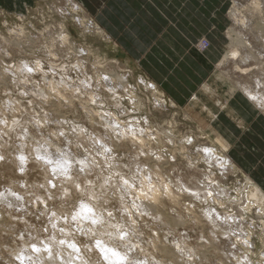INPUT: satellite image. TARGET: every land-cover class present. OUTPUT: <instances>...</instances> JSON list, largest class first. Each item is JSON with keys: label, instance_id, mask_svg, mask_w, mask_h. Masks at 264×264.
<instances>
[{"label": "rangeland", "instance_id": "1", "mask_svg": "<svg viewBox=\"0 0 264 264\" xmlns=\"http://www.w3.org/2000/svg\"><path fill=\"white\" fill-rule=\"evenodd\" d=\"M74 1L80 3L79 0ZM242 1L238 0L236 6ZM193 3L198 8L203 6L202 3H207V6H203L202 12L208 16L209 31L218 32L224 48H221V53H218L215 61L210 59L211 61L207 62L203 59L210 48L207 37L199 36L191 46L180 42L187 53L194 57L195 64L192 66L197 67L179 69L177 73L178 77L180 75L182 86L171 94L162 86L157 74L148 69L146 64L135 61V56L126 54L116 41L112 40L111 45L108 40L88 31L85 27L87 23L97 22L87 8L83 7L81 10L80 15L86 19V23H83L84 27H81L80 21L76 20L78 25L73 16L69 17L62 11L67 8V0H0V102L14 98L20 101L19 107L25 113L38 115L47 113L51 120L73 121L82 124L91 132L103 135L105 130L102 127L101 116L107 111L118 115L120 111L115 108L116 100L113 99V93L108 91L110 87H115V96L126 110V114L120 119L139 120L141 127H148L153 136H157V133H168L169 138L174 140V144H168L164 136L159 137L166 149L163 161H156L154 157L145 155L140 157V162L146 163L150 168L161 169L163 174L170 173V178L180 175L182 182L189 187V192L182 194L175 203L162 198L163 208L150 206L154 211L160 212L163 223L152 225L148 217L140 218L150 225L149 229H142L145 231L144 238L156 241L155 258L161 259L164 264H189L187 257H182L175 251L177 249L173 243L184 239L187 246L194 250V257L198 259L192 264H236L228 248L238 257H243L244 253L248 254L250 264H264V203L253 202V199L248 198L254 187H258L264 194V189L256 180L261 178L258 176L261 173L259 168L264 167L262 162L264 138H260L261 133H264V117L234 89L233 80L218 66L220 59L229 51L227 35L235 18L233 16L232 21L229 19L232 2L193 0ZM251 9L252 7H247L240 10L233 6L232 11L238 14L242 12L248 19L255 14ZM257 18L259 19L256 30L264 37V14H260ZM249 40V45L254 44L251 54L258 55L261 60L258 63L251 62L245 68L246 71L231 65L230 69L235 75L244 77L245 74L250 73L254 76L257 67L264 69L260 67L264 65V53L258 50L252 36ZM199 46L202 51L198 49ZM117 47L124 52L122 57ZM152 48L153 46L149 50ZM37 61L41 65L39 72L35 71ZM22 62H27L33 71L26 86H16L13 81L15 68ZM72 65H76V69H73ZM50 68L52 71H49ZM61 68L65 69V73L60 71ZM200 68L205 71V74L201 75L202 78L193 74L197 70L199 73ZM165 72L169 74L168 69H165ZM62 75L77 83L81 79L86 83L90 81V87L82 88L80 92L75 93L63 88L53 92L44 84V81H59ZM190 80L194 84L192 88L187 87ZM151 81L156 84L158 90L151 88L149 83ZM37 86L49 96L47 102L37 100L31 95L20 96L21 91L31 92L36 90ZM93 94L99 97L95 103L92 100ZM13 116L20 119L21 113L16 112L8 118L11 119ZM221 123L226 125L225 131L226 133L227 130L230 131L229 134H224ZM49 127L55 130V125ZM254 127L257 131V139L253 140L254 137L248 130ZM30 131L33 134L35 132L34 129ZM186 136L191 137L192 144L180 145V138ZM225 136H230V139ZM250 142L255 143L260 152L255 154L251 150ZM112 143L117 153L121 155L130 156L139 149V145L134 147L128 140H113ZM152 147L155 148L157 145L153 144ZM181 147H185L186 154L193 159H197L198 154L201 155L199 153L201 148L212 147L221 156L224 154L230 158L234 166L223 170L213 162V167L209 169L208 165L200 162L195 169H189L184 154L179 151ZM238 155L243 158H237ZM29 167L34 166L29 165ZM172 169L177 171L172 172ZM209 173L210 180L226 189L227 194L234 201L224 202V208H220L219 204L212 207L221 214L230 210L233 215L240 217L243 228L249 232L252 239V248H247L240 238L233 239L234 247L228 246L231 243L223 239L225 236L221 233L213 234L212 226L204 219L200 210L207 206L194 200L190 193L196 189L193 186L197 187V185L194 182L189 184L188 180L190 177L203 180ZM23 178L24 176L8 159L0 161V186ZM38 178V169L28 174L29 182ZM244 200L250 203L249 207L245 205ZM45 206L37 203L33 208L31 204H26L27 210L32 215L25 219L43 226L44 222L38 220L37 216L38 210ZM21 215L22 213L0 209V246H3L0 247V256L10 260L12 264H19V261L8 256L4 248L18 247L21 243L17 239L18 236L23 235L24 239H27V234L23 233V223L19 219ZM149 251L152 252L153 249L149 248ZM0 264H3V260H0Z\"/></svg>", "mask_w": 264, "mask_h": 264}, {"label": "clouds", "instance_id": "2", "mask_svg": "<svg viewBox=\"0 0 264 264\" xmlns=\"http://www.w3.org/2000/svg\"><path fill=\"white\" fill-rule=\"evenodd\" d=\"M236 55L238 53L234 52L233 56ZM71 67L76 69L77 66ZM40 68L37 61L35 71L39 72ZM32 71L27 62H22L15 68L14 84L26 86ZM44 84L53 92L63 88L75 93L90 87V81L86 83L81 79L77 83L65 75L59 81H44ZM108 91L113 93L115 108L120 111L118 115L107 111L101 116L103 135L73 121L51 120L47 113H25L19 107L20 101L14 98L0 102V161L8 159L24 176L0 186V209L22 213L19 219L27 239L18 236L21 241L18 247L4 248L19 264H164L155 258L156 241L144 238L142 229H149L150 225L140 218L148 217L152 225L163 223L160 212L149 205L163 208L162 198L175 203L189 192V187L180 175L170 178V173L163 174L161 169L141 163L140 157L147 155L163 161L166 149L159 137L164 136L168 144H174V140L168 133L153 136L148 127H141L139 120L120 119L126 110L115 96L116 88L110 87ZM26 95L43 102L49 99L39 86L31 92H20V96ZM250 99L264 108V94H251ZM92 100L95 103L99 97L93 94ZM16 112L21 113L20 119L8 118ZM50 125H55V130ZM30 129L35 130L34 134ZM113 140H128L134 147L139 145V149L130 156L118 154ZM153 144L157 147L153 148ZM179 144L190 145L192 139L182 137ZM179 151L184 154L189 169H195L200 162L211 169L213 162L218 161L211 147L200 149L202 155L198 154L197 159L189 157L185 147ZM220 163L222 166L226 161ZM37 169L38 180L29 182L28 174ZM193 182L197 187L191 195L207 206L200 211L213 229L235 219L230 210L220 215L212 207L219 204L224 208V202L234 201L226 189L210 180V173L203 180L190 177L188 183ZM248 198L255 199L256 193H250ZM37 203L46 205L38 210L37 216L44 222L43 226L25 219L32 215L26 204L35 208ZM173 243L182 257H187L189 262L193 259L194 250L184 239ZM0 260L3 264H12L2 256ZM237 264H247V256Z\"/></svg>", "mask_w": 264, "mask_h": 264}, {"label": "crops", "instance_id": "3", "mask_svg": "<svg viewBox=\"0 0 264 264\" xmlns=\"http://www.w3.org/2000/svg\"><path fill=\"white\" fill-rule=\"evenodd\" d=\"M79 2L94 15L100 27L126 54L135 56V61L146 64L148 69L157 74L162 86L171 94L182 86L180 75L178 77L179 69L197 67L192 66L195 64L194 57L187 53L180 42L191 46L199 36L207 37L210 40V48L203 56L207 62H210V59L215 61L218 53H221L218 32L210 33L208 16L202 12L203 6H207V3H202L203 6L198 8L193 0H79ZM200 33L201 35H198ZM151 46L153 48L149 50ZM165 69L169 70V74H166ZM197 71L193 74L202 78L205 74L204 69L200 68L199 73ZM189 86L190 88L194 86L192 80L187 84V87ZM221 125L225 131L226 125L222 123ZM248 132L254 137L253 140L257 139L255 127ZM229 133L227 130L224 134ZM261 134L260 138H264V133ZM225 137L230 139V136ZM249 145L255 154L260 152L255 143L250 142ZM237 158L243 156L238 155ZM262 162L264 164V160ZM259 171L261 173L258 176L261 178L256 180L264 189V167H260Z\"/></svg>", "mask_w": 264, "mask_h": 264}, {"label": "bare ground", "instance_id": "4", "mask_svg": "<svg viewBox=\"0 0 264 264\" xmlns=\"http://www.w3.org/2000/svg\"><path fill=\"white\" fill-rule=\"evenodd\" d=\"M230 1L232 2L233 6H235L236 9L244 10L247 7H252L251 10L255 14H252L247 19V17L242 12H240L239 14L233 12L232 11L233 6L231 7L230 12H229V19L232 21L233 16H235V18L232 21V28L229 27L230 30H229L228 35H227L229 51L227 53H225V55H223V57L220 59L218 66H220V68L228 74V77L233 80L234 87H235L234 89L236 91H238L249 102V104L254 109H257L258 111H260L264 117V108L258 107L255 104V102H253L250 99L251 94H254L257 92L264 94V69H260L257 67L255 69L254 76L250 73H247L244 75V77L241 75L233 74L231 69H230L231 65H235L239 70L246 71L245 68L248 67L251 62H257L258 63V62H260L259 60H261L258 55H254V53L251 54V49L253 48L254 44L249 45V41H250L249 39L252 36L256 41V46H257L258 50L264 53V37L260 33H258L256 30L257 19H259L257 17H260V14H264V0H244V1L241 0L242 3L239 6H236L238 0H230ZM66 7L67 8L62 9V11L65 12L66 15H68L69 17L73 16L76 23H77V21H80V25L78 23L77 24L79 26L82 25L81 27H84L83 23H86V19L82 18V16L80 15L81 10H83V6L80 3L78 4L77 2H75L74 0H67ZM65 13H63V14H65ZM221 18H223V17H221ZM90 20H91V18H90ZM85 27L88 29V31H90V33H94V34H97V35L103 37L104 39L108 40L109 43L112 45L111 37L105 32V30L103 28L100 27V25L98 23H95V22L89 23V24L87 23V25ZM235 30H237V31L235 32ZM220 47L224 48L223 45L222 46L220 45ZM198 49H200L202 51L200 46ZM118 50H119L120 56L122 57L124 52L120 48H118ZM81 51H83V49H81ZM234 52L238 53V55L233 56ZM260 67L264 68V65H261ZM149 83H150V86L152 89L158 90V88L154 82L151 81ZM258 85H259V87H258ZM73 103H74V101H73ZM159 105H161V104H159ZM223 144H224V141L222 140V145ZM214 150H215V155L218 157V161H214V163L216 165L221 167L223 170H226L227 167L233 168L234 165L230 161V158H228L224 154L221 156L219 153H217L216 149H214ZM200 154L202 155V153H200ZM224 161H226V163H223V165L221 166L220 162H224ZM186 187H187V185H186ZM193 188H196V187L193 186ZM254 188L252 189L253 190L252 192L250 191L251 193H256V198L253 199L252 201L253 202H259L260 201V202L264 203V194L262 193V191L258 187L255 188L256 190H254ZM193 190H195V189H193ZM253 202H251V203H253ZM244 203H245V205H248V207L250 206V203L247 202V200H244ZM150 206L151 205H149V207ZM217 213L220 215H223L219 212H217ZM234 217H235V219L232 222H230L228 225L221 224L219 226V228H217V229L212 228L213 234L221 233L223 236H225V238H223V239H226L228 241V243H231L228 245L230 247H234V241L237 238H240L242 240L241 242L247 248L248 247L252 248L253 242H252V239H250L249 232L245 228H243V225H242L243 223H241L240 217L235 215V214H234ZM173 221H174V219H173ZM168 222H172V221H168ZM169 225H170V223H169ZM225 233H229V234L226 235ZM232 234H233V237H231ZM233 239H235V240H233ZM245 240L247 241V243L244 242ZM175 251L179 252L178 250H175ZM244 251H246V250H244ZM228 252L233 258H235L236 264H237L238 260L243 261L244 257L248 255V254L246 255V253H244L243 257H238L233 252V250L232 249L230 250L229 248H228ZM246 252H248V251H246ZM195 260H198V259L193 256V259L190 262L187 260H185V261H187L189 264L190 263L192 264L195 262ZM247 264H250L249 256H247Z\"/></svg>", "mask_w": 264, "mask_h": 264}]
</instances>
